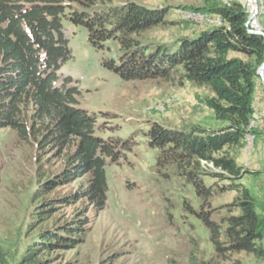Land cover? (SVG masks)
<instances>
[{"label":"trees","instance_id":"obj_1","mask_svg":"<svg viewBox=\"0 0 264 264\" xmlns=\"http://www.w3.org/2000/svg\"><path fill=\"white\" fill-rule=\"evenodd\" d=\"M191 8L220 14L225 24L162 41L153 36L155 30L176 23L168 6L137 0H0V130L13 128L21 140H34L38 146V185L31 200L38 205L30 223L35 233L13 264H55L57 255L51 253L85 241L91 206L100 211L107 205L106 158L120 156V140L96 135V117L79 106L80 91L73 80L60 75L72 57L64 18L84 25L96 48H105L109 40L119 43V60L105 59L104 65L124 80L188 81L209 91L202 101L223 125L173 128L152 122L148 137L159 150L157 166L160 171L174 167L194 185L200 208L194 210L187 200L186 209L208 227L218 254L246 252L264 258V205L241 182L252 171L239 165L231 153L246 145L249 126L257 116L264 38L249 31V14L238 1ZM251 131L256 139L262 133L256 127ZM48 154L64 160L62 171L50 178L43 170V156ZM203 161L212 162L215 169L206 168ZM207 177L229 181L221 190L237 191L229 204L237 214L217 222L205 212L213 195ZM84 178L88 182L80 190L43 199L58 186ZM77 203L83 206L75 209L72 218L38 229L57 204ZM9 257L1 247L0 264H7Z\"/></svg>","mask_w":264,"mask_h":264},{"label":"rangeland","instance_id":"obj_2","mask_svg":"<svg viewBox=\"0 0 264 264\" xmlns=\"http://www.w3.org/2000/svg\"><path fill=\"white\" fill-rule=\"evenodd\" d=\"M125 1V0H115ZM150 6L171 8L167 24L155 30L153 36L169 41L192 35L205 27L190 21L182 23L178 8L193 9L212 3L245 0H137ZM257 14L264 29V0ZM247 9V8H246ZM198 10V9H196ZM202 11V10H201ZM207 12V11H206ZM72 57L61 68L62 77H70L80 91L79 106L96 117L97 136L115 139L120 156L106 158L108 201L104 209L89 211L90 228L84 242L74 248L51 253L55 264H264L246 252L218 254L211 233L196 213L186 209L189 201L199 210L201 201L194 185L180 176L174 167L160 171L157 166L158 148L148 137L152 122L173 128L200 125L213 128L219 124L214 112L202 100L209 95L205 88L191 82L128 81L104 65L105 59L119 60V43L109 40L105 48L94 47L84 25L63 20ZM256 101V128L262 131L250 154L245 146L231 150L247 173L241 182L252 189L264 205V85L259 79ZM179 96L180 100L173 99ZM173 99L164 110L150 109L156 103ZM31 114V113H30ZM112 143L115 142L111 140ZM37 143L21 140L13 128L0 130V248L9 251L7 264H13L25 249L31 236V213L38 203L31 202L38 185ZM44 169L51 175L62 171L64 160L50 154L43 156ZM206 168L215 169L204 163ZM87 178L69 185L58 186L43 199L63 197L80 190ZM213 195L205 204V212L220 222L238 210L229 206L237 191H222L229 181L206 178ZM56 211L38 227L63 223L72 218L75 209L83 206L56 205ZM264 244V242H263Z\"/></svg>","mask_w":264,"mask_h":264},{"label":"built area","instance_id":"obj_3","mask_svg":"<svg viewBox=\"0 0 264 264\" xmlns=\"http://www.w3.org/2000/svg\"><path fill=\"white\" fill-rule=\"evenodd\" d=\"M258 0H245V5H246V11L249 14V19L251 20L250 23H248L249 26V31L252 33H255V31L260 28V25L258 24L257 21V14L258 8L254 10V5H257ZM228 5H231V2H228ZM257 11V13H256ZM177 14L184 20L190 21L196 25H199L201 27L205 28H213V27H219L223 26L225 24L224 18L220 14H215L211 12H206V11H201V10H196V9H186V8H178L176 10ZM255 14V15H254ZM173 99L175 100H180L179 96H174ZM173 99L168 98L166 100L160 101L156 103L155 105H151L150 109L154 110H164L168 105L173 101ZM257 118L256 116L250 124V130L246 134V145L245 148L248 150V152L251 154L254 148L255 144V134L251 131L252 128L256 126L257 123ZM212 164V166L215 168L214 164L212 162L208 161H203V164ZM205 165V164H204Z\"/></svg>","mask_w":264,"mask_h":264},{"label":"water","instance_id":"obj_4","mask_svg":"<svg viewBox=\"0 0 264 264\" xmlns=\"http://www.w3.org/2000/svg\"><path fill=\"white\" fill-rule=\"evenodd\" d=\"M260 10L258 9V12H259ZM256 13H257V11H256ZM255 15V14H254ZM250 19H249V21H248V23H250ZM255 33L256 34H259V35H261V36H263V38H264V29H262L261 27L260 28H258L256 31H255ZM259 74H260V77H261V79H262V82H263V85H264V63L262 64V66L260 67V70H259Z\"/></svg>","mask_w":264,"mask_h":264},{"label":"bare ground","instance_id":"obj_5","mask_svg":"<svg viewBox=\"0 0 264 264\" xmlns=\"http://www.w3.org/2000/svg\"><path fill=\"white\" fill-rule=\"evenodd\" d=\"M260 5H259V2L257 3V5H254V10L256 9V8H258L260 11H261V9H260Z\"/></svg>","mask_w":264,"mask_h":264},{"label":"crops","instance_id":"obj_6","mask_svg":"<svg viewBox=\"0 0 264 264\" xmlns=\"http://www.w3.org/2000/svg\"><path fill=\"white\" fill-rule=\"evenodd\" d=\"M218 121V120H217ZM219 122V124L216 126V127H213V128H217V127H220V126H222L223 125V123L221 122V121H218Z\"/></svg>","mask_w":264,"mask_h":264}]
</instances>
